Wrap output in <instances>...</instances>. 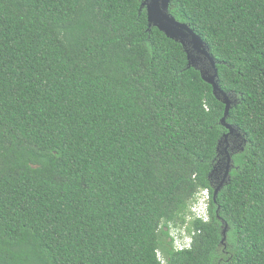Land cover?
Returning <instances> with one entry per match:
<instances>
[{
	"label": "trees",
	"instance_id": "16d2710c",
	"mask_svg": "<svg viewBox=\"0 0 264 264\" xmlns=\"http://www.w3.org/2000/svg\"><path fill=\"white\" fill-rule=\"evenodd\" d=\"M144 2L0 0V264H264V0L170 5L235 101L223 143L226 104Z\"/></svg>",
	"mask_w": 264,
	"mask_h": 264
},
{
	"label": "water",
	"instance_id": "95a60500",
	"mask_svg": "<svg viewBox=\"0 0 264 264\" xmlns=\"http://www.w3.org/2000/svg\"><path fill=\"white\" fill-rule=\"evenodd\" d=\"M172 0H145L143 5L147 8L148 22L151 27H158L163 31L169 38L180 42L188 55V66L195 67L200 70L202 78L209 84L213 86L214 94L218 99L222 100L226 104L225 113L221 120L222 124L226 126L229 130L228 133L224 135L222 143L230 135L238 134L236 127L228 123V116L232 105L235 103L231 96L225 92L219 83V70L217 66V61L212 56L209 51L208 46L205 44L204 40L200 35H198L187 23L178 20L172 12H170V5ZM203 60L207 61V64H203ZM220 142V145L222 144ZM227 164L226 170L222 181L219 186L214 190V199L216 200L220 190L227 183L230 178V171L232 166V158L230 154H227ZM216 169H214L215 171ZM212 172V174L214 173ZM228 225L226 224L223 231L224 238L226 239V232Z\"/></svg>",
	"mask_w": 264,
	"mask_h": 264
},
{
	"label": "built area",
	"instance_id": "2783aa9c",
	"mask_svg": "<svg viewBox=\"0 0 264 264\" xmlns=\"http://www.w3.org/2000/svg\"><path fill=\"white\" fill-rule=\"evenodd\" d=\"M209 203H210V192L208 189L201 190L196 197L195 202L191 207V218L200 219L204 222L209 220ZM184 238H181L178 233H176L175 238V248L176 250H184L191 247L192 237L187 235L186 232Z\"/></svg>",
	"mask_w": 264,
	"mask_h": 264
},
{
	"label": "clouds",
	"instance_id": "9594fccd",
	"mask_svg": "<svg viewBox=\"0 0 264 264\" xmlns=\"http://www.w3.org/2000/svg\"><path fill=\"white\" fill-rule=\"evenodd\" d=\"M186 229H187L186 227H183L181 229L175 230V232L178 233L181 238H184L185 234L183 232H186L187 233ZM171 236L174 238V235H172V233H171ZM174 244H175V238H174ZM191 246H192V244H191Z\"/></svg>",
	"mask_w": 264,
	"mask_h": 264
},
{
	"label": "rangeland",
	"instance_id": "374dc122",
	"mask_svg": "<svg viewBox=\"0 0 264 264\" xmlns=\"http://www.w3.org/2000/svg\"><path fill=\"white\" fill-rule=\"evenodd\" d=\"M175 230H177V229H174V228H171V233H172V235H174V236H176V232H175Z\"/></svg>",
	"mask_w": 264,
	"mask_h": 264
}]
</instances>
